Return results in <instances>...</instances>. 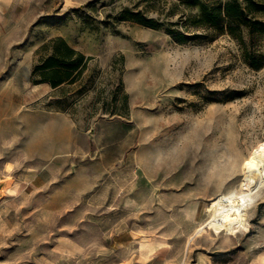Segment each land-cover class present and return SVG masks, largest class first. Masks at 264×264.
<instances>
[{"label":"rangeland","instance_id":"374dc122","mask_svg":"<svg viewBox=\"0 0 264 264\" xmlns=\"http://www.w3.org/2000/svg\"><path fill=\"white\" fill-rule=\"evenodd\" d=\"M199 11L0 0V264H264V192L248 231L189 242L264 141V66L229 36L179 42L168 31L192 30ZM59 35L88 68L74 84L35 83Z\"/></svg>","mask_w":264,"mask_h":264},{"label":"trees","instance_id":"16d2710c","mask_svg":"<svg viewBox=\"0 0 264 264\" xmlns=\"http://www.w3.org/2000/svg\"><path fill=\"white\" fill-rule=\"evenodd\" d=\"M188 6H198L199 13L188 18V32L168 29L179 42L190 39L215 40L221 36L234 39L240 48V56L253 68L264 66V0H176ZM128 19L145 26H163L140 10H128ZM124 17V16H123ZM126 17V16H125ZM47 54L34 66L35 83H49L52 87L74 84L81 80L88 68L90 56L59 35L44 45Z\"/></svg>","mask_w":264,"mask_h":264},{"label":"bare ground","instance_id":"6f19581e","mask_svg":"<svg viewBox=\"0 0 264 264\" xmlns=\"http://www.w3.org/2000/svg\"><path fill=\"white\" fill-rule=\"evenodd\" d=\"M240 187L221 193L212 200L211 215L189 237V242L209 229L216 234L237 236L250 229L249 213L264 192V141L254 147L242 162Z\"/></svg>","mask_w":264,"mask_h":264}]
</instances>
